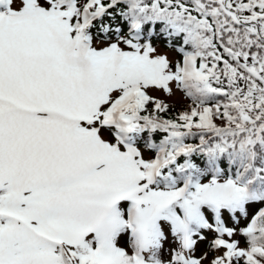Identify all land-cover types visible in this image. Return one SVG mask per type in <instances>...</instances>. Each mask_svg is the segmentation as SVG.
Masks as SVG:
<instances>
[{
	"label": "snow or ice",
	"instance_id": "obj_1",
	"mask_svg": "<svg viewBox=\"0 0 264 264\" xmlns=\"http://www.w3.org/2000/svg\"><path fill=\"white\" fill-rule=\"evenodd\" d=\"M205 261L264 264V0H0V264Z\"/></svg>",
	"mask_w": 264,
	"mask_h": 264
},
{
	"label": "trees",
	"instance_id": "obj_2",
	"mask_svg": "<svg viewBox=\"0 0 264 264\" xmlns=\"http://www.w3.org/2000/svg\"><path fill=\"white\" fill-rule=\"evenodd\" d=\"M184 105H186V103H181V104L175 105V111H180ZM206 247H207L206 242L200 243L198 250H197V253H200Z\"/></svg>",
	"mask_w": 264,
	"mask_h": 264
},
{
	"label": "rangeland",
	"instance_id": "obj_3",
	"mask_svg": "<svg viewBox=\"0 0 264 264\" xmlns=\"http://www.w3.org/2000/svg\"><path fill=\"white\" fill-rule=\"evenodd\" d=\"M160 50H161L162 52H163V51H167L166 49H162V48H160ZM169 55H170V57H171L173 54L169 52ZM170 102H175V101H170Z\"/></svg>",
	"mask_w": 264,
	"mask_h": 264
}]
</instances>
